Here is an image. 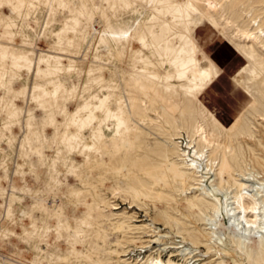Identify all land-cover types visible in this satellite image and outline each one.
Masks as SVG:
<instances>
[{
  "label": "rangeland",
  "instance_id": "1",
  "mask_svg": "<svg viewBox=\"0 0 264 264\" xmlns=\"http://www.w3.org/2000/svg\"><path fill=\"white\" fill-rule=\"evenodd\" d=\"M145 2L0 0V264H255L173 198L198 122L206 156L264 159V0H155L169 24Z\"/></svg>",
  "mask_w": 264,
  "mask_h": 264
},
{
  "label": "bare ground",
  "instance_id": "2",
  "mask_svg": "<svg viewBox=\"0 0 264 264\" xmlns=\"http://www.w3.org/2000/svg\"><path fill=\"white\" fill-rule=\"evenodd\" d=\"M154 1L151 0L150 3L153 16H159L165 23L168 22L166 10H159L154 7ZM134 4V11H138L139 7L146 4V2L145 0H134ZM96 30L98 31V29ZM101 32L105 33V30H101ZM121 33L126 35L124 31ZM246 36L251 39H258L257 34L254 32H247ZM137 39L138 35H130L128 37L131 44L135 43ZM255 86L256 88L259 87V85ZM262 94L264 95V93ZM90 114L92 117L96 115L94 111H90ZM65 119L66 112L63 111L62 117L57 121L62 123ZM196 128L194 134L188 135L190 147L193 146L196 149V157L190 159V154L184 149L182 154H178L179 156L183 155L181 160L185 161L187 165L186 169L192 170L194 183L186 185L184 198L177 199L174 197L173 199L177 207L183 209L186 213L194 214L195 211L199 213H203L204 210L208 211L206 219L203 218L207 226L200 229V232L208 239L207 245L209 250L215 249L218 254L232 253L229 244L226 242L228 238L227 233H229L228 236L232 239L233 244L245 252L248 258H251L255 251L252 246H249L250 251L248 250L246 240L257 239L258 251L255 254V264H264V179L260 176L261 173H264V159L253 155L250 160L254 167H252V170H249L247 167L236 164L237 155L234 153L225 154L223 152L224 154L218 157H215L214 153H210L206 156L204 150L198 149L199 138L203 142L204 148L211 147L214 141L203 123L198 122ZM78 136L80 137L78 129L72 130L69 133L70 139ZM181 138L179 136L174 139ZM196 141L197 143L193 145ZM124 145V138L120 135H115L109 142H104L103 147L109 153L117 155L122 151ZM237 165L239 166L238 169L235 168ZM174 169L175 178L182 180L181 173L178 172L176 165H174ZM212 187H214L213 191H210ZM194 189L195 191H193ZM114 191L117 192V189ZM220 195V201H218L217 196ZM107 205L109 207L114 206L113 209L120 207L115 204L110 205V203ZM212 211L213 213L211 214L210 212ZM222 211H225L230 217L229 224H225L221 215ZM177 231L181 233L179 229ZM249 232L253 233L252 237L248 236ZM131 240L135 243L139 238ZM192 241L196 242L197 240L193 238ZM130 254V251L127 250L123 253V256L130 259ZM232 261L234 260L232 259ZM219 263L226 264V261L221 259Z\"/></svg>",
  "mask_w": 264,
  "mask_h": 264
}]
</instances>
